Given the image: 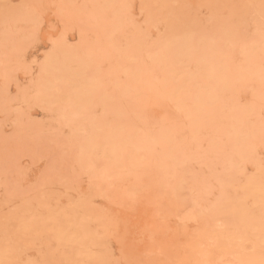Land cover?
Here are the masks:
<instances>
[{"label":"rangeland","instance_id":"obj_1","mask_svg":"<svg viewBox=\"0 0 264 264\" xmlns=\"http://www.w3.org/2000/svg\"><path fill=\"white\" fill-rule=\"evenodd\" d=\"M0 264H264V0H0Z\"/></svg>","mask_w":264,"mask_h":264},{"label":"bare ground","instance_id":"obj_2","mask_svg":"<svg viewBox=\"0 0 264 264\" xmlns=\"http://www.w3.org/2000/svg\"><path fill=\"white\" fill-rule=\"evenodd\" d=\"M206 71V70H205ZM248 75V74H247ZM195 85V84H194ZM198 90V89H197ZM198 97V96H197ZM186 111V110H185ZM178 113V112H177ZM104 133V132H103ZM129 139V138H128ZM112 145V144H111ZM114 145V144H113ZM116 145V144H115ZM103 150V149H102ZM111 151V150H110ZM130 157V156H129ZM132 159V158H131ZM104 160V159H102ZM132 161V160H131ZM127 165V164H126ZM128 166V165H127ZM122 171V170H121Z\"/></svg>","mask_w":264,"mask_h":264}]
</instances>
